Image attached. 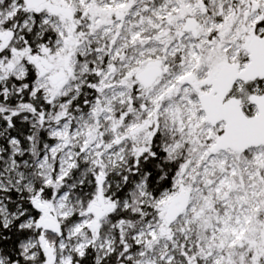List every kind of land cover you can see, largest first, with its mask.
<instances>
[{"label":"snow or ice","instance_id":"snow-or-ice-1","mask_svg":"<svg viewBox=\"0 0 264 264\" xmlns=\"http://www.w3.org/2000/svg\"><path fill=\"white\" fill-rule=\"evenodd\" d=\"M0 264H264V0H0Z\"/></svg>","mask_w":264,"mask_h":264}]
</instances>
